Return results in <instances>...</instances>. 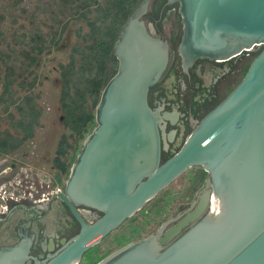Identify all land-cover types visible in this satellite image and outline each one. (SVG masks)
I'll return each mask as SVG.
<instances>
[{"label":"water","instance_id":"1","mask_svg":"<svg viewBox=\"0 0 264 264\" xmlns=\"http://www.w3.org/2000/svg\"><path fill=\"white\" fill-rule=\"evenodd\" d=\"M138 0L112 47L115 72L104 77L94 127L84 138L60 196L78 233L34 264H75L106 234L193 167L207 174L204 192L175 229L130 243L97 264H264V0H167L177 3L183 71L196 59L228 61L257 48L238 84L193 127L180 149L160 164L167 113L147 93L169 60L165 41L141 20ZM161 146V148H160ZM213 198V200H212ZM212 201V205H211ZM71 204L102 214L86 225ZM208 212L204 215L205 206ZM190 224L172 242L167 241ZM30 238L0 249V264H24Z\"/></svg>","mask_w":264,"mask_h":264},{"label":"flooded vegetation","instance_id":"2","mask_svg":"<svg viewBox=\"0 0 264 264\" xmlns=\"http://www.w3.org/2000/svg\"><path fill=\"white\" fill-rule=\"evenodd\" d=\"M141 20L152 37L166 42L169 56L163 74L147 93L148 106L151 109L159 110L160 114H168V118L163 120L166 148L160 150L161 164L180 149L185 137L188 136L187 133L213 108L203 114L217 101V87L220 84H225L227 76L232 72L234 59L228 61L194 60L187 71L189 82L198 85L197 89H192L177 54V46L182 34L177 3L168 4L167 0H150ZM115 66V61L110 58L105 77H108V72L115 70ZM12 153L6 155L0 151V249L15 246L24 235L25 238H30L28 259L24 264H34L33 258L38 262L45 261L48 255L59 251L63 244L79 231L78 222L60 197L70 167L66 162L67 168L61 173L54 167L52 158L47 172L28 170L27 167H22L21 163L15 164L14 161L8 163L7 161H11L10 159L6 161ZM200 180L201 174L188 178L182 195L187 200L193 193L192 197L188 202L179 205L172 214L162 211L160 217L163 220L159 224L156 221H159L160 218L153 216H158L160 210L157 208L151 214L149 212L146 216L137 218L133 222H129V220L165 188L118 227L106 234L97 244L86 250L80 260L95 247L100 252L112 249L106 255L107 257L130 243L154 235L166 223L161 237L167 231L175 229L178 223L192 211L189 209L191 203L195 200L198 202L202 196L206 179L196 189V184ZM177 195L179 194L177 193ZM207 206H205L202 215L208 212ZM71 207L86 225H92L102 216L100 212L84 206L71 204ZM154 224L157 227L155 226L156 228L152 232H148V227ZM189 225L175 233L164 246L177 238ZM117 242L123 244L116 248ZM80 260L75 264H79Z\"/></svg>","mask_w":264,"mask_h":264},{"label":"trees","instance_id":"3","mask_svg":"<svg viewBox=\"0 0 264 264\" xmlns=\"http://www.w3.org/2000/svg\"><path fill=\"white\" fill-rule=\"evenodd\" d=\"M26 1L33 0H0V106L9 126L0 132V151L10 154L33 138L40 110L36 96L30 94L36 78L26 79L38 57L57 45L67 24L82 20L86 33L71 48L68 62L58 66L61 124L73 140L70 144L62 135L57 143L53 165L62 173L75 143L94 127V108L113 44L138 0H37L31 11ZM39 25L48 28V33ZM10 107L14 114L8 112Z\"/></svg>","mask_w":264,"mask_h":264},{"label":"rangeland","instance_id":"4","mask_svg":"<svg viewBox=\"0 0 264 264\" xmlns=\"http://www.w3.org/2000/svg\"><path fill=\"white\" fill-rule=\"evenodd\" d=\"M37 0L32 2L26 1L25 4L27 7L32 10L34 3ZM39 1V0H38ZM47 2L49 0H40V2ZM100 3H103V0H99ZM18 24L26 26V22L18 20ZM17 25V24H16ZM40 30L47 34L48 28H45L39 25ZM87 29L85 23L80 21H70L64 32L59 37V42L56 46L50 48L47 53L42 54L38 57L37 62L33 66L32 75L27 77V81L31 79L32 76L36 78V84L31 89L30 94L36 96L35 103L40 110L39 118V127L35 129L34 136L31 140L23 143V145L18 148L14 153L7 157L6 161L12 163V161L21 163L22 167H27L28 170H37L45 171L49 170L50 162L55 154L57 143L62 135H65L68 142L73 144L72 137L70 133L65 130L61 124V111L58 104L59 97V65H65L68 62L69 55L71 53V48L75 44H79L81 41V36L86 33ZM0 49L3 51V47L0 46ZM260 48H257L249 53L240 55L239 57L233 60V65L231 68V73L227 76L225 84H220L217 87L218 98L214 106L219 103L241 80L244 72L249 66L252 59L259 52ZM115 70L108 72V77L110 78L114 74ZM20 93L19 95H22ZM214 106H210L204 113ZM2 106H0V132L4 130H9L8 120L6 118V113L2 112ZM11 114H14V110L10 107L9 111ZM93 127L90 126L89 128ZM193 129V128H192ZM11 131V130H10ZM191 132V131H190ZM188 132L187 135L190 133ZM90 133L88 131L84 134L83 139L78 140L73 150L71 151L70 157L68 158V167H71L73 164L76 155L81 149L84 138ZM187 137V136H186ZM185 137V138H186ZM70 169V168H69ZM196 174H201V180L196 184V189L203 184V180L207 178L206 172H204L200 167H193L188 169L184 174L177 177L171 184H169L160 194L154 197L150 202L145 204L143 209L139 211L129 222H133L137 218L146 216L157 209L160 210L158 216L153 215L154 217H159V221H156L159 224L163 218L160 217V214L167 212V214H172L180 205L188 202L192 195L186 200L183 197V187L186 184L190 176ZM177 193L179 195H177ZM156 224L148 227V232H152L156 227ZM120 237V236H119ZM119 240V239H118ZM121 242H117L116 248H118ZM114 249V247H113ZM112 249L100 252V250L95 247L92 248L82 259L79 264H97L103 258L110 253Z\"/></svg>","mask_w":264,"mask_h":264},{"label":"bare ground","instance_id":"5","mask_svg":"<svg viewBox=\"0 0 264 264\" xmlns=\"http://www.w3.org/2000/svg\"><path fill=\"white\" fill-rule=\"evenodd\" d=\"M212 200H213V198H212ZM211 205H212V201H211Z\"/></svg>","mask_w":264,"mask_h":264}]
</instances>
